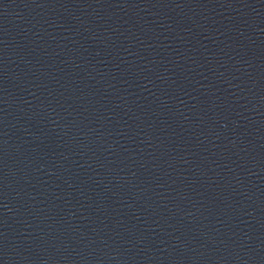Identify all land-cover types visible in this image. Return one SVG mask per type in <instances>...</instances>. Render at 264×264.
<instances>
[{"label": "water", "instance_id": "95a60500", "mask_svg": "<svg viewBox=\"0 0 264 264\" xmlns=\"http://www.w3.org/2000/svg\"><path fill=\"white\" fill-rule=\"evenodd\" d=\"M0 264H264V0H0Z\"/></svg>", "mask_w": 264, "mask_h": 264}]
</instances>
